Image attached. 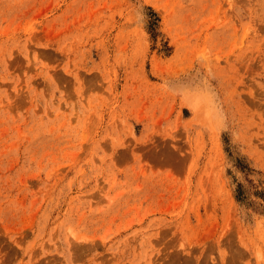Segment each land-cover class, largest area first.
Here are the masks:
<instances>
[{"label": "rangeland", "instance_id": "obj_1", "mask_svg": "<svg viewBox=\"0 0 264 264\" xmlns=\"http://www.w3.org/2000/svg\"><path fill=\"white\" fill-rule=\"evenodd\" d=\"M0 264H264V0H0Z\"/></svg>", "mask_w": 264, "mask_h": 264}]
</instances>
